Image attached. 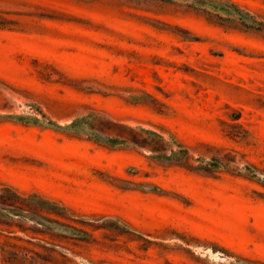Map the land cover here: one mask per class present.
Masks as SVG:
<instances>
[{
  "label": "rangeland",
  "instance_id": "374dc122",
  "mask_svg": "<svg viewBox=\"0 0 264 264\" xmlns=\"http://www.w3.org/2000/svg\"><path fill=\"white\" fill-rule=\"evenodd\" d=\"M0 264H264V0H0Z\"/></svg>",
  "mask_w": 264,
  "mask_h": 264
},
{
  "label": "trees",
  "instance_id": "16d2710c",
  "mask_svg": "<svg viewBox=\"0 0 264 264\" xmlns=\"http://www.w3.org/2000/svg\"><path fill=\"white\" fill-rule=\"evenodd\" d=\"M114 141H116V140H115V139H113V140H110V142H111V143H113Z\"/></svg>",
  "mask_w": 264,
  "mask_h": 264
}]
</instances>
